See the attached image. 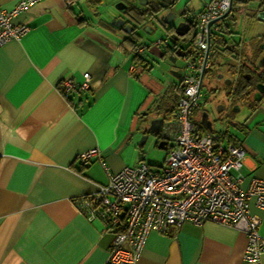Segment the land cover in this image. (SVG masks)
I'll list each match as a JSON object with an SVG mask.
<instances>
[{
	"label": "crops",
	"instance_id": "0c3cea01",
	"mask_svg": "<svg viewBox=\"0 0 264 264\" xmlns=\"http://www.w3.org/2000/svg\"><path fill=\"white\" fill-rule=\"evenodd\" d=\"M17 1L0 0V8ZM98 3L40 0L18 18L28 31L0 46V264H106L113 234L81 213L75 200L106 184L108 173L146 162L138 137L147 139L150 121L170 119L176 109L178 72L172 71L173 82L157 83L143 53H157V46L140 36L135 43L126 39L98 14ZM139 44L144 46L135 57ZM240 49L249 52L244 43ZM232 61L234 67L241 62ZM84 72L90 75L87 89L66 97L58 91L63 79L78 83ZM230 74L232 87L238 73ZM249 104L245 115H231L218 131L201 126L244 149L241 168L231 173L241 175L243 188L252 178L264 179V97ZM157 133L151 134L156 146L163 142ZM91 148L100 151L106 169L98 157L80 163L78 155ZM163 162L146 163L157 168ZM249 211L259 216L264 234V211L253 204ZM246 244L239 229L185 222L150 232L138 264H264V253L257 262L243 260Z\"/></svg>",
	"mask_w": 264,
	"mask_h": 264
},
{
	"label": "built area",
	"instance_id": "2783aa9c",
	"mask_svg": "<svg viewBox=\"0 0 264 264\" xmlns=\"http://www.w3.org/2000/svg\"><path fill=\"white\" fill-rule=\"evenodd\" d=\"M40 0H18L9 10L0 8V46L19 38L29 27L19 16ZM264 2V0H256ZM233 0H209L201 9L187 11L185 18L194 24L193 51L183 57L180 93L176 109L161 127L160 137L168 145L163 164L154 167L146 162L124 166L108 173L106 184L75 200L76 206L89 219L105 223L113 234L107 250L106 264H138L150 232H165L170 225L191 223L200 226L215 222L243 231L247 244L245 262H257L264 253V234L259 232L260 218L251 214L253 204L264 211V179L252 178L247 188L241 186L239 171L245 151L240 145L223 143L213 132L204 131L193 119L198 106L204 73L211 66V33L218 21L232 15ZM218 19V20H217ZM215 21L209 26V23ZM167 45V38L154 42ZM142 45L135 48L141 52ZM79 83L63 79L58 91L63 96L88 88L90 75L82 73ZM96 148L78 155L82 165L98 157Z\"/></svg>",
	"mask_w": 264,
	"mask_h": 264
},
{
	"label": "rangeland",
	"instance_id": "374dc122",
	"mask_svg": "<svg viewBox=\"0 0 264 264\" xmlns=\"http://www.w3.org/2000/svg\"><path fill=\"white\" fill-rule=\"evenodd\" d=\"M127 1L128 0H101L97 5V10L100 12L98 14L102 15L105 20H109L110 22L117 18H125L126 20H129V16L126 15L127 11H124L123 8H119V6H117L118 4L126 5L125 2ZM135 1L141 6L140 8L137 6L139 8L138 11H140V15L136 14L134 11L130 12L134 17L142 21V27L138 29L139 35L143 39L142 42H144V44H148V46H152V48H154L156 47L154 44L155 41L168 36L167 33L169 30H167V27L170 26V24L165 25L163 22H161L163 21L167 11H172L175 13L173 23L178 24L181 21L184 12L198 10L204 1L209 0H175L168 10L162 9L158 13L154 12L153 15L152 11L150 10L151 7L145 3V0ZM233 3L236 8H239L240 6L243 7L242 9L240 8V10L235 9L233 11L237 26L234 29L233 34L230 33L232 34V40L228 39L227 35H225V38L228 40L227 42L229 43V46L232 45L230 43L232 41L234 43H238L237 45L239 46L236 48L231 47L230 50L225 49L223 51L219 46L218 40L213 38L211 44V56L209 58L211 66L205 71L200 88L199 109L202 110L203 106H205L207 103L212 108V111L215 112L211 113L210 115V118L214 120L212 129L213 131L219 130V126L222 121L219 119L220 116L229 118L231 115H235L236 117L238 115H245L246 112H248L247 104L239 98V90H237L234 99H232L234 100V103L231 105V97L229 92L231 91L232 87L230 86V83H227V80H229L228 78H231L230 68L234 67V62L232 60L234 58L233 55L236 54L235 52L241 51L240 48L243 46L244 42L250 44V51H255L258 38L262 33H264V20H257V18L253 16L257 7H260V2H257L256 0H233ZM228 22L233 23V20L226 18L225 16L217 23L222 26L223 23ZM102 23L103 21L101 24ZM143 23L145 26H150V32H148L149 30L147 28L146 30L148 31L143 30ZM190 38L191 34L186 38H183V40L181 39V44L187 46L186 44H188ZM239 42L241 43L239 44ZM188 50L189 49H178L177 52L179 56H177L176 60L172 62V53L170 50H165V48H163V44L159 46L157 45V53H149V51L145 49L143 52L145 54L144 56L151 64V68L149 69L150 72L157 78V83L167 85L177 79L172 71H181L182 73V68L184 65L182 56ZM161 53H163L162 56H160ZM219 75L223 76V79H221ZM217 106H220V111H216ZM192 117L193 119L198 120L197 114H193ZM151 134H149L147 139L146 137L143 138V135H140V137H138V143H143L141 150L144 153V160L148 163L159 165L165 160L167 155L166 149L162 148L159 144L160 142L158 141L156 146ZM141 139L145 140L141 142Z\"/></svg>",
	"mask_w": 264,
	"mask_h": 264
},
{
	"label": "flooded vegetation",
	"instance_id": "af4514ba",
	"mask_svg": "<svg viewBox=\"0 0 264 264\" xmlns=\"http://www.w3.org/2000/svg\"><path fill=\"white\" fill-rule=\"evenodd\" d=\"M162 1L164 3H167L170 0H160V2H162ZM157 2H159V0ZM160 2L158 3V6H159L158 12L161 11L162 9L168 10L171 7V5L175 2V0H172V2L167 6V8L161 7L160 6ZM259 5H260V7L256 9L255 17L258 18V19L262 18L264 20V2L259 3ZM185 13L186 12L183 13L181 21H185L188 24V26H187L188 29L186 30V32L182 36H179L177 38L175 44L169 45L170 46L169 48H165V50H170L171 51V53H172L171 57L179 56V55H176V54H178L177 50L180 49V48L182 50L189 49L183 55V57H186L187 55H189L193 51V48H194L193 47V34H194V30H195L194 29V24L189 22L188 20H186ZM130 21L132 23H134L132 20H130ZM176 24L177 23H174V24H172V26H168L169 28L171 27V30L169 31V34H172L175 31V25ZM140 26H142V24H140ZM221 29L222 30L219 32L220 35L218 36V38H219L218 43H219V46H220L221 50H223V51L225 49L226 50H230L231 47L236 48L237 46H239V45H237L238 43H234L233 41L230 42L232 45L229 46V43L227 42L228 40H226V38H225V35H226L225 34V30H224V28H221ZM190 34H191V38L188 41V44H186L187 46L182 45L180 40L181 39L183 40V38H186ZM221 35H223V37H221ZM227 38L232 40V36L231 35H228ZM216 39L217 38H215V40ZM211 40H213V39H211ZM224 41H226V43H224ZM240 43L241 42H239V44ZM244 46L247 47V49L249 50V47H250L249 43H245L244 42ZM255 47H256L255 50L258 52L257 53L258 55L256 56L257 58H255L256 59L255 63L257 64L258 61L264 56V33H262L260 35V37L258 38V42L256 43ZM252 53L255 54V51H253ZM176 57H175V60H176ZM183 57H182V59H183ZM253 57H251L250 59H253V61H254ZM240 61H241V58H240ZM242 65L243 64L240 62L239 64H236V66L234 68H231V71H232L231 73L232 74L238 73L237 80L233 83V86L235 85L236 88L238 87V84H239L240 81L239 82H237V81L240 80V75L242 74V76L244 77V80H241L240 85H239V88L241 90L239 98H240V100H242L243 102H245L247 104L248 108H251L252 106H251V104H249V99L254 98L253 95L258 89L261 90L260 97H264V87L262 88V86H264V66L257 65V66H253L252 67L250 65L251 68L249 70L242 71V69H243ZM231 82L228 81V83H230V85H231ZM260 85H262V86H260ZM233 89L234 88H232L231 91L229 92L230 93V97H231V105L233 104V101H234L232 99H234L235 94H236V91L233 90ZM198 106H199V104H198ZM203 110H205L208 113V116H210L211 113H214L212 111V108L210 107V105H208L207 103L205 104V106H203L202 111Z\"/></svg>",
	"mask_w": 264,
	"mask_h": 264
},
{
	"label": "water",
	"instance_id": "95a60500",
	"mask_svg": "<svg viewBox=\"0 0 264 264\" xmlns=\"http://www.w3.org/2000/svg\"><path fill=\"white\" fill-rule=\"evenodd\" d=\"M172 2V0H170L169 2H167V3H164L163 1L162 2H160V6L161 7H163V8H167V6L170 4ZM117 6H119V8H124L125 7V5H121V4H118ZM156 12H158V11H156ZM154 14V13H153ZM152 14V15H153ZM128 16H130V13L128 14ZM155 16H156V14H155ZM175 18V13L174 12H172V11H167L166 12V15H165V17H164V19H163V21H161V22H163L165 25H167V24H170V26H172V24L171 23H173V19ZM130 20H132L135 24H136V27H133L130 23H125V21H124V19H122V18H117V19H115V20H113L112 22H111V24L114 26V27H116V28H121L126 34L127 33H129V32H131L133 29H134V34L136 35V36H140L139 35V32H138V29L139 28H141L142 26H140V24H142L141 22V20H139V19H137L136 17H134V16H130V18H129ZM218 20V19H217ZM217 20H213V21H211L210 23H209V26L210 25H212L215 21H217ZM174 24V23H173ZM147 26V25H146ZM146 26L144 25V31H148V30H146ZM188 24L185 22V21H180L178 24H176L175 25V31L172 33V34H169V32H168V36H167V38H168V43L170 44V45H172V44H175V42H176V40H177V38L179 37V36H182L185 32H186V30L188 29ZM150 27V26H149ZM167 27V26H166ZM150 31H151V29H150ZM150 31H148V32H150ZM176 55H178V54H176ZM175 57L176 56H173L172 57V62H174L175 61ZM259 66H264V56L258 61V63H257ZM179 74V73H178ZM220 76V75H219ZM260 86H262V85H260ZM264 86H262V88H263ZM260 95H261V90H257L255 93H254V95H253V97L255 98V99H259L260 98ZM216 111H220V106H217L216 107ZM215 113V112H214ZM219 119L220 120H222L221 121V123L220 124H223V123H227V122H231V120H229L227 117H219ZM223 119H225V120H223ZM163 121H164V118L163 117H158V118H155V119H152L151 121H150V123H149V131H150V133H156L159 129H160V127H161V125H162V123H163ZM213 122H214V120H212L211 118H210V116H208V113L205 111V110H203L202 111V113H201V119H200V124L203 126V127H206L207 129H209V130H212V127H213ZM143 138H145V136L143 137ZM158 139V138H157ZM141 141H142V139H141ZM163 143H164V141L163 142H160L159 144H160V146L162 147V148H164V146H163Z\"/></svg>",
	"mask_w": 264,
	"mask_h": 264
},
{
	"label": "trees",
	"instance_id": "16d2710c",
	"mask_svg": "<svg viewBox=\"0 0 264 264\" xmlns=\"http://www.w3.org/2000/svg\"><path fill=\"white\" fill-rule=\"evenodd\" d=\"M100 0H89V3H90V5H96V3H98ZM147 5L148 6H150L151 8H150V10L152 11V14L154 13V12H156V11H158L159 10V6H158V2H157V0H148V3H147ZM139 10V8L137 7V5H135V4H130V5H127V6H125V9H124V11H127L126 13H127V15L130 13V16H133L132 14H131V12L130 11H134V12H136V14H138V15H140V11H138ZM141 13H143V12H141ZM130 16H129V18H130ZM226 18H229V19H232L233 20V23H230V22H228V23H223V25L221 26V25H219V24H217L218 25V30L217 31H212V33H211V39H215V38H217L216 40H219V38H218V36H219V32L222 30L221 28H224V30H225V34L228 36V35H231L232 36V34H233V31H234V29L236 28V26H237V23L235 22V17H234V14H232V15H226ZM125 23H130L133 27H136V24L135 23H132L131 21H130V19L129 20H125ZM144 24V23H143ZM167 30H171V27L169 28V27H167ZM135 32H134V29L131 31V32H129V33H127L126 35H125V38L127 39V38H129L130 40H132L134 43H135V38H133L134 36H136L135 34H134ZM230 33H232V34H230ZM168 34V33H167ZM221 37H223V36H221ZM224 43H226V41H224ZM136 46V45H135ZM170 47V46H169ZM236 54H234L233 55V57H234V59L236 60V61H238V60H240V58H241V63L243 64L242 65V71H246V70H249L250 68H251V66L253 67V66H257L258 64H256L255 63V58H257L256 56L258 55L257 53V51L255 50V54L254 53H252L251 51H249V52H245V51H243V50H241L240 52H235ZM135 55V57L137 56V53H135L134 54ZM252 55V56H251ZM254 56V57H253ZM251 57H253L254 58V61H253V59H250ZM250 60V61H249ZM247 62V63H246ZM251 65V66H250ZM241 80H244V77L242 76V74L240 75V82H241ZM240 82H239V84H238V87H239V85H240ZM240 89V88H239ZM179 91H178V93H177V97H176V102H177V98H178V96H179V93H180V85H179V89H178ZM174 112V111H173ZM172 112V113H173Z\"/></svg>",
	"mask_w": 264,
	"mask_h": 264
},
{
	"label": "bare ground",
	"instance_id": "6f19581e",
	"mask_svg": "<svg viewBox=\"0 0 264 264\" xmlns=\"http://www.w3.org/2000/svg\"><path fill=\"white\" fill-rule=\"evenodd\" d=\"M241 4H242V3H241ZM242 5H243V4H242ZM242 7H243V6H240L239 8H236V7H235L234 10H235V9H239V10H240V8L242 9ZM233 14H234V12H233ZM223 18H224V17H223ZM166 38H167V37H166ZM167 39H168V38H167ZM212 41H213V40H212ZM7 42H8V41H7ZM139 45H141V44H139ZM169 45H170L169 43H168L167 45H163V48H169ZM136 46H138V45H136ZM136 46H135V48H136ZM134 50H135V49H134ZM135 53H136V52H135ZM178 73H179V77H180V73H181V71L178 72ZM82 80H83V77H82ZM89 80H90V78H89ZM78 83H79V82H78ZM88 85H89V81H88ZM198 104H199V103H198ZM176 105H177V102H176ZM197 107H198V106H197ZM196 109H197V108H196ZM196 109H195V110H196ZM168 119H169V118H168ZM165 120H167V119L164 118L163 123L165 122ZM163 123H162V125H163ZM162 125H161V127H162ZM200 125H201V124H200ZM201 126H202V125H201ZM161 127H160V129L157 131V132H159V136H158V133H157V138H158V139H161V137H160ZM210 132H211V131H210ZM163 141H164V140H163ZM164 143H165V141H164ZM121 169H122V168H121ZM121 169H120V170H121ZM120 170H119V171H120ZM117 172H118V171H117ZM115 173H116V172H115ZM152 232H153V231H152ZM154 232H155V231H154Z\"/></svg>",
	"mask_w": 264,
	"mask_h": 264
}]
</instances>
